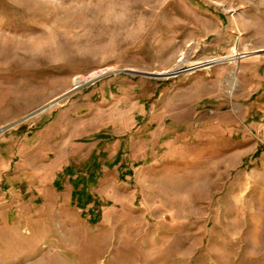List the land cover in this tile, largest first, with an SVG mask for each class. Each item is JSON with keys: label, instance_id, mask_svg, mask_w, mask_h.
I'll return each instance as SVG.
<instances>
[{"label": "rangeland", "instance_id": "obj_1", "mask_svg": "<svg viewBox=\"0 0 264 264\" xmlns=\"http://www.w3.org/2000/svg\"><path fill=\"white\" fill-rule=\"evenodd\" d=\"M0 264H264V0H0Z\"/></svg>", "mask_w": 264, "mask_h": 264}, {"label": "trees", "instance_id": "obj_2", "mask_svg": "<svg viewBox=\"0 0 264 264\" xmlns=\"http://www.w3.org/2000/svg\"><path fill=\"white\" fill-rule=\"evenodd\" d=\"M96 162H94V165H95ZM92 169H97V166L96 168L92 167ZM67 172L70 174L72 172V169L71 168H68L67 169ZM71 175V174H70ZM93 177V176H92ZM81 182V181H80ZM79 184V181L76 182ZM92 183H94V181L92 180ZM59 184H57L58 186ZM73 204H76L77 202H82L83 205H85L86 207L91 203L93 202L92 198L90 195H85V197L83 196V193L81 191H75L73 193ZM85 208V207H84ZM83 207L81 209H84Z\"/></svg>", "mask_w": 264, "mask_h": 264}, {"label": "water", "instance_id": "obj_3", "mask_svg": "<svg viewBox=\"0 0 264 264\" xmlns=\"http://www.w3.org/2000/svg\"><path fill=\"white\" fill-rule=\"evenodd\" d=\"M171 76H173V75H171ZM77 88H78V87H77ZM68 95H69V94H68ZM65 97H66V96H65ZM65 97H63L60 101H62ZM60 101H59V102H60ZM59 102H57V103H53V104H51L50 106H46V107L42 108L41 110H39V111L33 113L31 116H28V117L25 118V119L27 120V119H29V118L35 116V115H39V114H41L42 112L46 111L47 109L51 108L52 106L58 104ZM25 119H24V121H25ZM17 124H19V123H17Z\"/></svg>", "mask_w": 264, "mask_h": 264}, {"label": "bare ground", "instance_id": "obj_4", "mask_svg": "<svg viewBox=\"0 0 264 264\" xmlns=\"http://www.w3.org/2000/svg\"><path fill=\"white\" fill-rule=\"evenodd\" d=\"M183 64H180V65H178L172 72H179L181 69H183L184 67L182 66ZM171 72V74L170 75H173V73ZM98 78V76H96L95 77V79H97ZM94 79V78H93ZM92 81V80H91ZM82 82H86V81H82ZM84 84H88V82L87 83H84ZM80 87V86H79ZM78 87V88H79ZM57 102H59V101H56V102H54V103H57ZM53 104V103H52ZM50 106V105H49Z\"/></svg>", "mask_w": 264, "mask_h": 264}]
</instances>
